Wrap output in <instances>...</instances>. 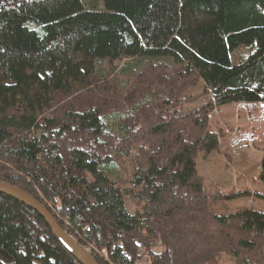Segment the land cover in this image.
Listing matches in <instances>:
<instances>
[{
    "label": "trees",
    "instance_id": "trees-1",
    "mask_svg": "<svg viewBox=\"0 0 264 264\" xmlns=\"http://www.w3.org/2000/svg\"><path fill=\"white\" fill-rule=\"evenodd\" d=\"M234 103H264V0H0V181L97 264H264V212L195 170ZM0 264L79 263L0 194Z\"/></svg>",
    "mask_w": 264,
    "mask_h": 264
},
{
    "label": "rangeland",
    "instance_id": "rangeland-1",
    "mask_svg": "<svg viewBox=\"0 0 264 264\" xmlns=\"http://www.w3.org/2000/svg\"><path fill=\"white\" fill-rule=\"evenodd\" d=\"M245 53L247 55L248 51ZM197 93L193 92L194 95ZM209 129L219 134L218 147L206 155L199 152L195 157V170L206 192L247 193L239 199L214 206V214L229 215L245 210L264 212V198L256 196L264 195V187L258 178L264 153V103H234L215 108L209 116ZM122 172L125 178L121 187L127 186L128 164L123 165ZM125 208L129 214L135 213L134 205L127 200ZM137 264L151 262L145 258ZM213 264L233 262L229 257L221 256Z\"/></svg>",
    "mask_w": 264,
    "mask_h": 264
},
{
    "label": "water",
    "instance_id": "water-1",
    "mask_svg": "<svg viewBox=\"0 0 264 264\" xmlns=\"http://www.w3.org/2000/svg\"><path fill=\"white\" fill-rule=\"evenodd\" d=\"M0 194L7 196L28 209L33 210L48 226L52 235L64 246V248L75 258L79 264H97L89 251L78 245L75 240L63 231L52 215L37 200L23 190L1 182Z\"/></svg>",
    "mask_w": 264,
    "mask_h": 264
},
{
    "label": "bare ground",
    "instance_id": "bare-ground-1",
    "mask_svg": "<svg viewBox=\"0 0 264 264\" xmlns=\"http://www.w3.org/2000/svg\"><path fill=\"white\" fill-rule=\"evenodd\" d=\"M33 211V210H32ZM34 212V211H33Z\"/></svg>",
    "mask_w": 264,
    "mask_h": 264
},
{
    "label": "built area",
    "instance_id": "built-area-1",
    "mask_svg": "<svg viewBox=\"0 0 264 264\" xmlns=\"http://www.w3.org/2000/svg\"><path fill=\"white\" fill-rule=\"evenodd\" d=\"M102 254V253H101Z\"/></svg>",
    "mask_w": 264,
    "mask_h": 264
}]
</instances>
